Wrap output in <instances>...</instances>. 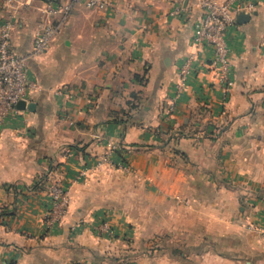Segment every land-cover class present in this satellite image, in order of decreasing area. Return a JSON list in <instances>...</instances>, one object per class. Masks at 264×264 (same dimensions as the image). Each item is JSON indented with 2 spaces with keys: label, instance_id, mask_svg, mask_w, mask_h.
<instances>
[{
  "label": "crops",
  "instance_id": "0c3cea01",
  "mask_svg": "<svg viewBox=\"0 0 264 264\" xmlns=\"http://www.w3.org/2000/svg\"><path fill=\"white\" fill-rule=\"evenodd\" d=\"M48 1L67 0L18 8L16 54ZM108 1L28 57L33 109L0 123V264H264V6L228 30L233 85L206 50L180 90L197 0ZM111 145L128 172L91 168ZM54 184L70 204L48 229Z\"/></svg>",
  "mask_w": 264,
  "mask_h": 264
},
{
  "label": "built area",
  "instance_id": "2783aa9c",
  "mask_svg": "<svg viewBox=\"0 0 264 264\" xmlns=\"http://www.w3.org/2000/svg\"><path fill=\"white\" fill-rule=\"evenodd\" d=\"M29 0H2L7 16L0 24V123L16 112V103L26 100L31 90L38 85L30 80L26 60L47 52L54 37L60 32L74 7L84 4L92 10H104L110 4L108 0H67L64 3L45 2L40 9V18L36 27L32 46L27 56L13 52L11 34L16 25L17 10L28 4ZM200 16L193 22L192 50L180 61L175 78L178 89H183L188 78L196 72V63L206 50L210 52L208 66L218 81L229 88L233 85L228 30L234 26L240 14H251L258 6H264V0H197ZM180 11L175 8L173 11ZM116 146H109L97 158L91 168L109 166L128 172L129 165L122 159L114 157ZM50 206L45 213L46 227L54 228L68 211L70 197L61 184L51 185L48 189ZM102 230L112 235L113 229L106 224ZM264 239V223L257 227Z\"/></svg>",
  "mask_w": 264,
  "mask_h": 264
},
{
  "label": "water",
  "instance_id": "95a60500",
  "mask_svg": "<svg viewBox=\"0 0 264 264\" xmlns=\"http://www.w3.org/2000/svg\"><path fill=\"white\" fill-rule=\"evenodd\" d=\"M249 19V15L248 14H240L238 17H237V22H244L246 20ZM33 106L34 104L32 102H27L25 100H20L16 103V108L17 109H20V110H23V109H28V110H32L33 109Z\"/></svg>",
  "mask_w": 264,
  "mask_h": 264
},
{
  "label": "trees",
  "instance_id": "16d2710c",
  "mask_svg": "<svg viewBox=\"0 0 264 264\" xmlns=\"http://www.w3.org/2000/svg\"><path fill=\"white\" fill-rule=\"evenodd\" d=\"M4 212L2 211L1 214H3Z\"/></svg>",
  "mask_w": 264,
  "mask_h": 264
}]
</instances>
